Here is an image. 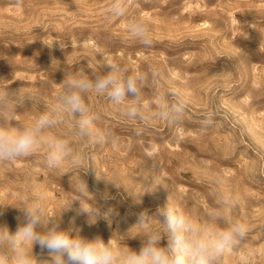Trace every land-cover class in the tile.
Wrapping results in <instances>:
<instances>
[{"label": "rangeland", "instance_id": "1", "mask_svg": "<svg viewBox=\"0 0 264 264\" xmlns=\"http://www.w3.org/2000/svg\"><path fill=\"white\" fill-rule=\"evenodd\" d=\"M111 4L0 0V91L30 98L6 117L14 126L54 103L69 73L94 78L112 64L121 76H147L143 119L89 92L86 103L98 115L94 137L102 141L76 136L66 114L47 130L71 140L78 166L66 160L49 168L46 146L0 160V227L14 233L22 198L43 192L46 217H60L62 229L138 251L139 213L154 216L169 200L207 222L227 192L238 199L232 217L248 232L216 264H264V0H125L121 17L111 15ZM135 17L148 22L151 46L128 31ZM158 94L170 105L186 101L178 122L158 114ZM81 179L89 192L81 194ZM95 207L113 213L89 217ZM150 223L161 227L158 217ZM33 256V264L51 259L38 244ZM0 264H14V250L0 247Z\"/></svg>", "mask_w": 264, "mask_h": 264}, {"label": "clouds", "instance_id": "2", "mask_svg": "<svg viewBox=\"0 0 264 264\" xmlns=\"http://www.w3.org/2000/svg\"><path fill=\"white\" fill-rule=\"evenodd\" d=\"M125 11V0H112L111 15L121 17ZM128 31L143 45L151 46L150 27L145 19L130 18ZM107 66L109 71L94 78L82 72L69 73L54 103L25 125L14 126L6 117H10L15 108L30 101V98L19 95V90L10 91L7 88L0 91V160L10 162L29 156L40 146H46L45 163L49 168H59L66 160L78 166L80 157L71 140L46 133L66 114L74 120L76 136L94 137L93 128L98 115L86 103L89 92L106 95L114 104L122 105L129 119H143L141 106L142 89L147 81L145 73L137 71L121 76L119 67L112 64ZM157 101L160 116L179 121L186 106L182 97L170 105L163 95L158 94ZM94 138L103 140L100 135ZM80 192H89L87 183L82 179ZM45 199L43 192L31 199L25 195L20 206L16 207L22 213L16 231L11 233L7 227H0V247L7 246L14 250V264H33V247L37 244L48 251L51 258L48 264H216L248 232L247 223L231 215L238 199L230 193H220L217 210L207 222H201L198 217L168 200L164 206L157 208L154 216L147 211L138 214L133 226L141 227L142 231L136 235L141 238V247L136 251L126 244H114L113 238L105 242L99 236L85 238L80 235L79 229H62L60 217H46ZM87 213L89 217L107 220L113 209L102 213L95 207L91 213ZM153 217L159 218L160 228L151 226ZM41 226L45 230L41 231ZM165 235L169 239L162 246Z\"/></svg>", "mask_w": 264, "mask_h": 264}]
</instances>
